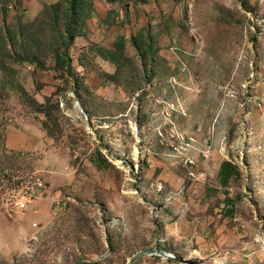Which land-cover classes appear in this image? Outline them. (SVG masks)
Segmentation results:
<instances>
[{
    "label": "rangeland",
    "instance_id": "1",
    "mask_svg": "<svg viewBox=\"0 0 264 264\" xmlns=\"http://www.w3.org/2000/svg\"><path fill=\"white\" fill-rule=\"evenodd\" d=\"M70 2L0 0V264H264V0Z\"/></svg>",
    "mask_w": 264,
    "mask_h": 264
},
{
    "label": "trees",
    "instance_id": "2",
    "mask_svg": "<svg viewBox=\"0 0 264 264\" xmlns=\"http://www.w3.org/2000/svg\"><path fill=\"white\" fill-rule=\"evenodd\" d=\"M79 2H80V0H71V2H70L69 11L71 13V16L66 21V24H65V33H66L65 39H66V41H68V46H70L74 41V39L71 37V32L74 29V24L76 21ZM15 60L17 62H23L24 61L23 59H18V58H16ZM57 64L59 66L68 67L71 69V67H72L71 58H70V56H68L67 52L58 57ZM237 176L239 177V170L235 164H233L229 160H224L221 162L219 170H218V174H217V179H218V182L222 186H224V187L227 186L229 180L231 178L237 177ZM225 203L228 205V207L230 209V210H226L224 213V215L227 216L230 213H232V210L235 207L234 206L235 201L229 200L228 198H226ZM97 264H100V263H97Z\"/></svg>",
    "mask_w": 264,
    "mask_h": 264
},
{
    "label": "water",
    "instance_id": "3",
    "mask_svg": "<svg viewBox=\"0 0 264 264\" xmlns=\"http://www.w3.org/2000/svg\"><path fill=\"white\" fill-rule=\"evenodd\" d=\"M146 255H158V256H161L163 258L168 259V261H175V262H179L180 264H187L185 260L177 258V257L173 256V254L168 253V252L161 250V249H158V248H147V249L140 250L138 253H136L130 259L128 264H135L140 258H142L143 256H146ZM77 264H97V263L81 261Z\"/></svg>",
    "mask_w": 264,
    "mask_h": 264
},
{
    "label": "built area",
    "instance_id": "4",
    "mask_svg": "<svg viewBox=\"0 0 264 264\" xmlns=\"http://www.w3.org/2000/svg\"><path fill=\"white\" fill-rule=\"evenodd\" d=\"M38 185L39 187V194L41 196H43L45 194V183L43 181H41V179H38ZM32 197H25L23 200H20L17 204L19 205V207L23 210L28 209L29 208V204L32 201Z\"/></svg>",
    "mask_w": 264,
    "mask_h": 264
}]
</instances>
